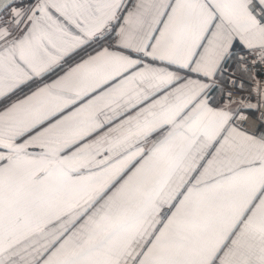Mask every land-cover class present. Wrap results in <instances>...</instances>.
Wrapping results in <instances>:
<instances>
[{"label": "snow or ice", "instance_id": "obj_1", "mask_svg": "<svg viewBox=\"0 0 264 264\" xmlns=\"http://www.w3.org/2000/svg\"><path fill=\"white\" fill-rule=\"evenodd\" d=\"M0 264H264V0H0Z\"/></svg>", "mask_w": 264, "mask_h": 264}]
</instances>
